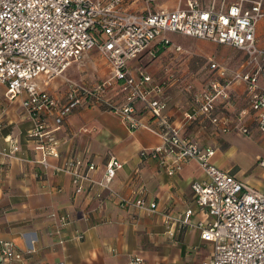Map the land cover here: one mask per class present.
I'll return each instance as SVG.
<instances>
[{"label": "crops", "instance_id": "0c3cea01", "mask_svg": "<svg viewBox=\"0 0 264 264\" xmlns=\"http://www.w3.org/2000/svg\"><path fill=\"white\" fill-rule=\"evenodd\" d=\"M100 1L106 4L110 0ZM253 1H262L264 9V0ZM178 5L179 0H124L123 3L125 10L143 14L170 12ZM173 35L177 34L166 35L171 45L156 42L151 52L132 62L130 68L136 76L147 72L153 78V85L163 86L162 94L153 93L152 98L166 99L171 121L181 125L186 114L197 109L195 94L215 80L210 77L214 73L210 64L217 61L209 59L208 73L202 80H183L179 73L164 67L166 74L146 68L143 62L152 59L156 65L169 49L185 53L180 44L174 43ZM201 44L204 43L194 42V45ZM257 45L264 50V19L257 25ZM234 50L246 56L243 51ZM96 57L102 59L97 51L86 52L82 61L74 62L62 77L50 82L44 76L38 78L41 91L55 99L58 109L62 110L68 102L70 85L85 86L78 81L83 64L86 61L92 64L90 60ZM220 59L224 60V55ZM243 59L239 64L235 61V69L217 64L233 74L243 71L246 62ZM107 65L113 74L112 67ZM254 69L255 66L251 68ZM6 93V87L0 85V248L2 242H9L23 254L22 260L10 264H126L137 255L150 264H202L212 258L214 245L202 240L199 229L165 223L164 213L178 217L190 208L196 211L193 225L210 219L196 208L192 188L196 181H203L207 176L196 162H190L181 172L170 176L158 159L142 156V152H150L162 143L158 124L149 114L141 111L137 120L144 127L131 129L122 117L88 98L84 102L89 105L78 108L62 125L57 122V111H44L46 135L39 140L32 137L36 121L23 107L24 96L10 101ZM100 96L112 103L128 101L120 84L105 89ZM240 101L244 104L240 105ZM247 108L246 85L234 82L230 100L218 103L216 115L236 121ZM246 122L252 128L250 136L237 131L223 133L204 117L186 126L183 135L203 148L215 149L213 164L264 193V172H261L264 167L260 165L264 149L259 143L264 134L255 127L251 115ZM13 143L20 148L17 158L3 156L1 151L10 149ZM44 154L48 156V167L41 163ZM113 159L122 162L124 167L110 184V190L94 184L92 180L104 181ZM78 161L83 162L80 171L88 174L91 181L80 180L75 184L73 176L63 171ZM90 164L95 165L94 170H89ZM141 198L155 202L158 213L137 209L133 203ZM63 218L69 223L65 225Z\"/></svg>", "mask_w": 264, "mask_h": 264}, {"label": "built area", "instance_id": "2783aa9c", "mask_svg": "<svg viewBox=\"0 0 264 264\" xmlns=\"http://www.w3.org/2000/svg\"><path fill=\"white\" fill-rule=\"evenodd\" d=\"M123 3L124 0H110L106 4L100 0H0V85L6 87L8 100L24 96L23 107L36 121L32 137L39 140L46 135L44 111H57V122L62 125L78 108L89 105L84 99L91 98L106 106L131 129L144 127L137 115L146 112L157 122L162 143L150 152H142V156L158 159L170 176L181 172L190 162H196L207 176L192 188L196 208L210 219L193 225L196 211L190 208L178 217L164 213L165 223L193 226L200 230L203 241L214 245L212 258L202 264H264V193L213 164L215 149L203 148L183 135L186 126L204 117L223 133L237 131L250 136L252 128L246 122L250 115L255 127L264 134V50L257 45V25L264 19L263 2L213 0L205 6L200 0H179L173 11L145 14L127 11ZM168 34L238 49L247 57L243 71L233 73L231 78L226 68L211 62L210 68L219 79L195 94L197 109L186 114L181 125L171 121L166 99L152 98L153 93L162 94L163 86L153 85L147 72L136 76L130 68L132 62L151 52L156 42L171 45ZM91 51H97L112 67L111 81L98 88L71 84L67 105L59 110L57 101L41 91L37 79L44 76L50 82L62 77L74 62L82 61L84 54ZM254 66L256 69L251 70ZM240 81L246 85L249 108L240 112L236 121L217 116L218 103L229 101L231 85ZM114 82L128 96L125 104L101 98L100 94ZM19 151L18 144L13 143L1 154L17 158ZM44 157L41 163L48 167L47 154ZM82 164L70 163L63 170L73 176L75 184L92 180L80 171ZM260 165L264 167V159ZM123 167L122 162L113 159L104 181L92 182L110 190ZM94 169L95 165L90 164L89 170ZM77 192H81L80 187ZM133 204L149 214L158 213V205L145 198ZM63 223H69L67 218H63ZM22 259L23 254L12 243L2 242L0 264ZM126 264L150 263L137 255Z\"/></svg>", "mask_w": 264, "mask_h": 264}, {"label": "rangeland", "instance_id": "374dc122", "mask_svg": "<svg viewBox=\"0 0 264 264\" xmlns=\"http://www.w3.org/2000/svg\"><path fill=\"white\" fill-rule=\"evenodd\" d=\"M202 3H211L213 0H201ZM229 3L233 0H228ZM223 2V0H218V3ZM247 5H250V3H246ZM173 38H175V42L180 44L185 53H175L174 48L167 50L166 54L163 55L157 62L156 65L155 62H153L152 59H148L143 64L146 68H149V70H152V72H160L163 74H166L165 69H162V67L169 69L172 73L176 72L179 73V75L182 77L183 80H202V78H206L207 71V65L209 66V59H214L217 61V63L225 65L228 69L232 68L241 63V60L244 61L247 60L246 56L242 52H238L232 48H228L225 46H219L215 43L208 42L205 40L200 39H194L187 37H182L178 35H173ZM194 42L204 43L199 45H194ZM212 46L217 47V49H214ZM212 48V49H211ZM226 49V52H223V50ZM195 51H198L199 53H195ZM207 54H210L208 56ZM224 55V60L220 59V56ZM93 65H97L96 69L95 66L92 67V64H87L88 61H86L82 69L83 71H80V76L78 77V81L81 83H84L85 86H88L90 88H98L100 86L106 85L109 81H111V75L112 72H110V67L107 65V62L105 59L101 58H93L90 60ZM237 61V62H235ZM237 63V64H235ZM231 64V65H230ZM228 65H230L228 67ZM99 66V67H98ZM225 68V67H224ZM226 68V69H227ZM227 69V70H228ZM170 71H167L170 73ZM168 73V74H169ZM217 74V72H216ZM215 72L210 77L213 79H219L218 76H216ZM232 73L229 74V77L231 78ZM117 84L116 82H114ZM118 86V85H117ZM196 93V92H195ZM240 105L244 104V101H240ZM258 140V139H257ZM260 146L264 149V139H262L260 142ZM257 170V174H261V172H264V169H261V172Z\"/></svg>", "mask_w": 264, "mask_h": 264}]
</instances>
